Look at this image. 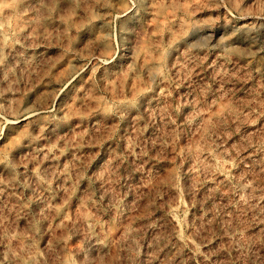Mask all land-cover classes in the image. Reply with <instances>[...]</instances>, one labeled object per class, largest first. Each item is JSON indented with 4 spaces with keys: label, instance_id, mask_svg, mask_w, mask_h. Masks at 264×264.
Returning a JSON list of instances; mask_svg holds the SVG:
<instances>
[{
    "label": "rangeland",
    "instance_id": "374dc122",
    "mask_svg": "<svg viewBox=\"0 0 264 264\" xmlns=\"http://www.w3.org/2000/svg\"><path fill=\"white\" fill-rule=\"evenodd\" d=\"M0 264H264V0H0Z\"/></svg>",
    "mask_w": 264,
    "mask_h": 264
}]
</instances>
